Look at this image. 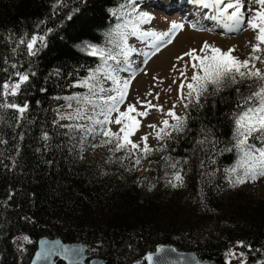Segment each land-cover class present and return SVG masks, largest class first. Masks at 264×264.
<instances>
[{
	"label": "trees",
	"instance_id": "obj_1",
	"mask_svg": "<svg viewBox=\"0 0 264 264\" xmlns=\"http://www.w3.org/2000/svg\"><path fill=\"white\" fill-rule=\"evenodd\" d=\"M122 4L0 0V83L15 81L17 70L34 73L17 96L4 100L27 104L23 118L0 109V264H30L42 238L83 244L91 258L110 264H134L161 246L209 264H228L232 252L243 254L241 264H264V207L236 196L221 201L230 181L225 170L238 159L235 149L225 151L233 146L236 88L246 96L252 81L202 100L203 108L186 109L187 130L146 157L156 170L147 181L152 197L143 202L136 173L85 164L80 133L61 127L65 120L55 122L66 102L56 97L83 93L72 85L99 63L81 48H112L107 34L120 32L118 25L131 28V10ZM34 35L45 36L47 47L31 56L19 41ZM201 128L210 130L215 146ZM177 171L186 176L184 187L166 182Z\"/></svg>",
	"mask_w": 264,
	"mask_h": 264
},
{
	"label": "snow or ice",
	"instance_id": "obj_2",
	"mask_svg": "<svg viewBox=\"0 0 264 264\" xmlns=\"http://www.w3.org/2000/svg\"><path fill=\"white\" fill-rule=\"evenodd\" d=\"M193 2L205 8L214 9L215 15L211 18L222 24L227 31L239 33L242 30L250 29L255 33L256 43L252 45V53L243 60L233 55L234 48L225 51L214 45H209L207 42L199 51L192 49L178 58L183 60L185 56L188 57L193 70V74L189 78L186 72L189 63L180 69L183 81L179 85V94L182 101H187L184 103L186 109L190 106L203 108L202 100L206 103L209 97L218 96L228 88L244 84L246 81H253L252 84L247 85L250 91L246 96L241 95L240 89L236 88V93L240 99L231 113L233 146L225 149L229 152L235 149L238 157L237 162L225 170L229 175L230 185L237 187L249 181L264 178V70L256 67V62L264 63V56L260 55L264 53V47H262L264 45V0H248L249 5L256 4L259 7L253 11L252 7L249 6L247 19H245L246 13L243 10L245 0H193ZM136 4L137 0H125V4L120 6L121 10L127 6L131 10L129 14L137 13V15L129 22L132 28L131 32L117 31L115 35L113 32L107 34L110 37L109 43L113 45L112 48L91 44L81 48L89 56L97 57L99 63L94 69L89 70L86 77L72 85V87L84 88L87 90L86 92L56 97V99L66 101L62 105L66 111L61 113L60 109H56L59 120L55 122L59 123L60 120L72 121L73 123L61 125V127L68 128L70 132L81 133L82 142L87 141L89 137L95 139L98 136H103L107 138L103 141L104 144L114 146L112 151H126L129 157L136 152H141L146 158L154 151H164V147L152 149L148 145V135L140 138L143 146L134 142L132 137L142 125L140 118L148 117L152 109L161 113H164V109L158 104H153L151 100H138L137 103L143 110L138 109L136 104H128L126 109L121 111V105L125 103L128 95L131 78L123 79L119 73L133 72L134 78L130 56L136 50L127 44L130 35L141 39L149 36L154 37L155 46V42L163 41L171 33L141 31L140 25L149 22L152 17L148 13L137 12V8L134 7ZM230 9L232 11H229ZM110 11L114 16L117 15L118 10ZM121 27L127 28L128 25H118L117 29ZM171 27L172 29H182L183 25L173 23ZM117 35L118 40L116 39ZM19 43L26 44L27 53L31 56H36L42 48L47 47L45 36L34 35L30 39L20 40ZM38 44L39 47H37ZM109 61L113 63H109ZM11 67L16 69L17 65L12 64ZM11 75L17 79L12 81L9 77L0 83V109L15 110L19 119L23 118L27 111V104L22 106L15 102H4V100L9 96H17L22 86L29 81L30 75H34V73L17 70ZM109 82L110 86H106ZM148 95H152V93H148ZM155 98L159 99L158 96ZM174 108L175 105L164 114L175 123H170L169 119H164L161 122L162 127L158 128L155 124L148 125L149 128L155 130V138L159 141L171 140L174 138L173 134L179 136L187 130L188 116L178 115ZM113 113H117V115L113 117ZM109 124L119 125V131H113L108 127ZM201 133L205 139L211 137V143L215 146L216 139L211 135L210 130L201 128ZM43 139L48 140L49 137L45 134ZM197 143L203 145L204 139L198 140ZM92 146L95 147L96 145ZM165 159L170 160L171 158L165 157ZM135 163L137 165L141 163L139 156L136 157ZM169 167L175 169L177 164L171 163ZM233 176L234 179L231 178ZM168 183L173 188L180 186L183 183L180 172L177 171ZM23 239L27 240L28 238L24 237ZM64 251L68 252L69 250L65 249ZM228 255L234 254L228 253ZM241 255L243 254L241 253ZM47 256L48 253L45 252L38 255V259H46ZM146 259L152 261L153 256L149 255Z\"/></svg>",
	"mask_w": 264,
	"mask_h": 264
},
{
	"label": "rangeland",
	"instance_id": "obj_3",
	"mask_svg": "<svg viewBox=\"0 0 264 264\" xmlns=\"http://www.w3.org/2000/svg\"><path fill=\"white\" fill-rule=\"evenodd\" d=\"M249 6L252 7L253 11L259 7L256 4L249 5L248 0H245V7L243 9L246 13L245 19H247V9ZM134 7L137 8V12L148 13L152 17L149 22L140 25L141 31L167 32L171 33V35L165 37L163 41H159L161 47L148 58L146 56L153 50L152 42L154 41V37L149 36L143 39L131 35L128 37V46L136 50L130 56L134 78L133 72L119 73L123 79L131 78L128 95L125 103L121 105V111H124L128 104H136L138 109L143 110L137 101L151 100L153 104L160 105L164 109V113L175 105L174 110L176 113L185 116L186 108L184 107V103L186 101H182L179 94V85L183 81L180 69H183L184 65L189 63V58L186 56L183 60L178 58L192 49L199 51L204 43L207 42L209 45H214L225 51L234 48L233 55L243 60L251 55L252 45L256 43L255 33L250 29L242 30L239 33L215 29L213 23L209 21L213 17V13H211L212 9L194 3L193 0H137V4ZM136 15L137 13H132L129 17L133 20ZM173 23L183 25V28L172 29ZM131 30L132 28L129 26L127 28L122 27L120 32H131ZM169 40L171 42H168ZM260 55L264 56V53ZM109 63L113 62L109 61ZM256 67L264 70V63L256 62ZM186 72L190 78L193 74L190 63ZM106 86H110V82ZM81 89L84 92L87 91L84 88ZM148 93H152V95H148ZM156 96L159 97L158 100L155 98ZM65 111V108H62V113ZM164 113L152 109L148 117L140 118L142 125L139 131L132 137V140L143 146L140 138L148 135V145L152 149H159L162 141L155 138V130L149 128L148 125L155 124L158 128L162 127L161 122L164 119H169L170 123H175ZM116 115L117 113H113V117ZM65 121L67 124L73 123L72 121ZM108 127L113 131H119L120 128L119 125L115 124H109ZM106 139V137L98 136L95 139L89 137L87 141H83L80 147L82 162L91 166L103 164L110 168L122 167L130 174L136 173L138 175L139 200L143 202L150 199L152 193L147 186V181L150 179V172L156 170V165L150 163L141 152H136L133 156L129 157L126 151H112L113 145L103 143ZM92 145L96 146L93 147ZM137 156L141 159L139 165L135 163ZM181 175L183 183L178 187H184L186 183L185 174L182 173ZM173 177H169L166 181L167 184H169L168 181L172 180ZM231 178L234 179L235 177ZM234 196L240 201L264 207V178L249 181L237 187H232L229 181L223 187L221 201ZM232 253L234 255L229 256L228 264H241V255L238 252Z\"/></svg>",
	"mask_w": 264,
	"mask_h": 264
},
{
	"label": "water",
	"instance_id": "obj_4",
	"mask_svg": "<svg viewBox=\"0 0 264 264\" xmlns=\"http://www.w3.org/2000/svg\"><path fill=\"white\" fill-rule=\"evenodd\" d=\"M68 249V252L64 250ZM87 247L80 243H64L60 239L42 238L36 244L35 253L30 264H110L106 259L91 258ZM48 253L46 259H38V255ZM153 256L152 261L146 259ZM134 264H209L199 259L194 253L180 252L172 246H161L153 253L147 254L143 260Z\"/></svg>",
	"mask_w": 264,
	"mask_h": 264
},
{
	"label": "bare ground",
	"instance_id": "obj_5",
	"mask_svg": "<svg viewBox=\"0 0 264 264\" xmlns=\"http://www.w3.org/2000/svg\"><path fill=\"white\" fill-rule=\"evenodd\" d=\"M229 11H232L231 9ZM211 13H213V16L215 15V10L212 9ZM210 23H213V27L217 30H226L224 28V26L220 23H218L215 19H210L209 20ZM153 45V50L146 56V58L150 57L152 55V53H154L155 51H157L160 47L161 44L159 42H155V46H154V41L152 42Z\"/></svg>",
	"mask_w": 264,
	"mask_h": 264
}]
</instances>
